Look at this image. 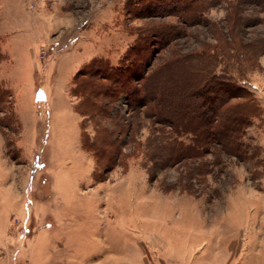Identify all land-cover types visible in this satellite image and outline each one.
Returning <instances> with one entry per match:
<instances>
[{
    "label": "rangeland",
    "instance_id": "1",
    "mask_svg": "<svg viewBox=\"0 0 264 264\" xmlns=\"http://www.w3.org/2000/svg\"><path fill=\"white\" fill-rule=\"evenodd\" d=\"M92 60L232 78L260 110L246 155L151 179L147 155L178 136L118 94L97 100L122 124L99 168L83 140L111 122L73 92ZM0 227L14 264H264V0H0Z\"/></svg>",
    "mask_w": 264,
    "mask_h": 264
},
{
    "label": "trees",
    "instance_id": "2",
    "mask_svg": "<svg viewBox=\"0 0 264 264\" xmlns=\"http://www.w3.org/2000/svg\"><path fill=\"white\" fill-rule=\"evenodd\" d=\"M167 31L165 38L172 32ZM88 66L85 78H75L73 92L82 98L81 106L85 105L84 111L78 110L81 116L106 117L111 122L108 128L100 127L91 142L83 140V147L94 152L99 168L104 169L116 159L121 145L117 134L122 124L120 120L111 119L106 105L98 106L97 100L110 101L118 94L127 99L133 97L134 104L129 103L132 112L143 109L153 124L165 126L178 136L163 140L158 145L159 152L147 155L152 164L151 179L154 169L198 160L215 147L238 159L246 155L241 139L260 110L232 78L207 68L185 70L181 75L169 74V71L162 74L160 69L137 77L135 74L128 76V68L114 69L102 60H92ZM180 135H188L189 141H181ZM174 187L169 185L167 189Z\"/></svg>",
    "mask_w": 264,
    "mask_h": 264
},
{
    "label": "crops",
    "instance_id": "3",
    "mask_svg": "<svg viewBox=\"0 0 264 264\" xmlns=\"http://www.w3.org/2000/svg\"><path fill=\"white\" fill-rule=\"evenodd\" d=\"M11 235L12 234L9 231H6L4 227H0V264H14L8 259V256L11 254V242L8 241V239L15 237L14 233L12 237Z\"/></svg>",
    "mask_w": 264,
    "mask_h": 264
}]
</instances>
